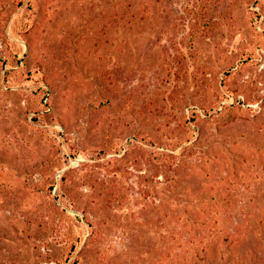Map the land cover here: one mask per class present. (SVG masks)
Instances as JSON below:
<instances>
[{
  "label": "rangeland",
  "instance_id": "374dc122",
  "mask_svg": "<svg viewBox=\"0 0 264 264\" xmlns=\"http://www.w3.org/2000/svg\"><path fill=\"white\" fill-rule=\"evenodd\" d=\"M0 77V264H264V0H0Z\"/></svg>",
  "mask_w": 264,
  "mask_h": 264
},
{
  "label": "trees",
  "instance_id": "16d2710c",
  "mask_svg": "<svg viewBox=\"0 0 264 264\" xmlns=\"http://www.w3.org/2000/svg\"><path fill=\"white\" fill-rule=\"evenodd\" d=\"M0 88H2V79L0 77ZM230 107H233L232 105Z\"/></svg>",
  "mask_w": 264,
  "mask_h": 264
}]
</instances>
